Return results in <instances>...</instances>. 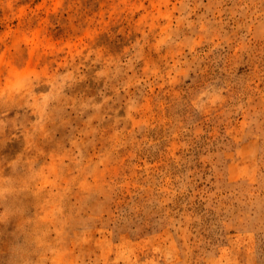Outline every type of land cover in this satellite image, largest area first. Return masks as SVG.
<instances>
[{"label": "rangeland", "instance_id": "obj_1", "mask_svg": "<svg viewBox=\"0 0 264 264\" xmlns=\"http://www.w3.org/2000/svg\"><path fill=\"white\" fill-rule=\"evenodd\" d=\"M264 264V0H0V264Z\"/></svg>", "mask_w": 264, "mask_h": 264}, {"label": "clouds", "instance_id": "obj_2", "mask_svg": "<svg viewBox=\"0 0 264 264\" xmlns=\"http://www.w3.org/2000/svg\"><path fill=\"white\" fill-rule=\"evenodd\" d=\"M31 253L28 251L24 242L13 244L5 257L7 264H35L31 259Z\"/></svg>", "mask_w": 264, "mask_h": 264}]
</instances>
